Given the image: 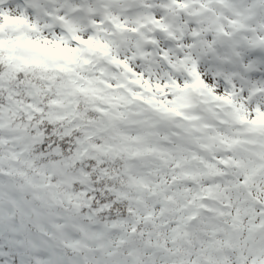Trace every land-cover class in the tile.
Masks as SVG:
<instances>
[{
	"label": "snow or ice",
	"instance_id": "1",
	"mask_svg": "<svg viewBox=\"0 0 264 264\" xmlns=\"http://www.w3.org/2000/svg\"><path fill=\"white\" fill-rule=\"evenodd\" d=\"M0 264H264V0H0Z\"/></svg>",
	"mask_w": 264,
	"mask_h": 264
}]
</instances>
